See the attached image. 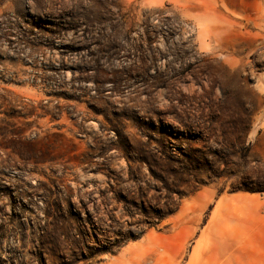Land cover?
<instances>
[{"label": "rangeland", "instance_id": "rangeland-1", "mask_svg": "<svg viewBox=\"0 0 264 264\" xmlns=\"http://www.w3.org/2000/svg\"><path fill=\"white\" fill-rule=\"evenodd\" d=\"M0 264H264V0H0Z\"/></svg>", "mask_w": 264, "mask_h": 264}]
</instances>
